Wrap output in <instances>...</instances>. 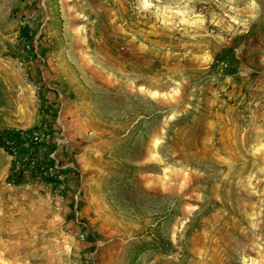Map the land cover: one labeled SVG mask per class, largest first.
<instances>
[{
	"label": "rangeland",
	"instance_id": "rangeland-1",
	"mask_svg": "<svg viewBox=\"0 0 264 264\" xmlns=\"http://www.w3.org/2000/svg\"><path fill=\"white\" fill-rule=\"evenodd\" d=\"M44 101L72 172L0 148V264H264V0H0V134Z\"/></svg>",
	"mask_w": 264,
	"mask_h": 264
},
{
	"label": "trees",
	"instance_id": "trees-1",
	"mask_svg": "<svg viewBox=\"0 0 264 264\" xmlns=\"http://www.w3.org/2000/svg\"><path fill=\"white\" fill-rule=\"evenodd\" d=\"M31 39H32V36H31V31L29 27L24 26L20 31L19 45H21L23 48L29 49V44L31 43ZM221 55L222 56H220V61L226 63V66H228V68L238 62L235 56L234 50L231 48L224 49ZM44 103L47 105L45 106L46 110L43 111L45 114V121L42 124L43 126L40 129L28 130L25 132L14 131V130L4 131L3 133L0 134V148L10 153L9 147L7 146L6 142L9 140L13 141L15 145L17 146V154L21 156V155L27 154L29 152V148L31 147V146L26 147L24 145L25 141H24L22 134L31 135L35 131H43L46 135H49L51 133L52 127H51L50 122H52L56 117V114H57L56 107L57 106H56V103H51V102L48 103L46 101H44ZM44 127H45V130H43ZM40 148L42 149L40 150ZM31 149H32L33 155L38 158L40 165L51 166L54 164L55 161L49 157V154L53 152V150L55 149V142L53 141V139H51L50 135H49V139L47 142H43L39 145H33ZM40 165L35 166L33 169L29 171V173H27L28 175H25L24 170L16 169L15 163L13 161L12 169L7 176V182L13 185H19V184L26 182L28 179H36V180H40L44 183H48L53 186H58V185L60 186L61 183H63V182L57 181L56 179L46 174L41 169ZM61 172L63 173L64 180H65L67 177V174L72 171L71 169H62ZM90 240H92L91 236H90Z\"/></svg>",
	"mask_w": 264,
	"mask_h": 264
},
{
	"label": "built area",
	"instance_id": "built-area-1",
	"mask_svg": "<svg viewBox=\"0 0 264 264\" xmlns=\"http://www.w3.org/2000/svg\"><path fill=\"white\" fill-rule=\"evenodd\" d=\"M45 126V125H44ZM45 130V127L44 129ZM24 138V145L26 147H32L33 145H39L43 142H47L49 139V135H46L43 131H35L31 135L22 134ZM7 146L9 147L10 155L15 163L16 169L24 170V173L27 174L31 169L35 166L40 165L38 158L33 155L31 147L29 148V152L27 154L19 156L17 154V146L13 141H7ZM49 157L52 158L53 154H49ZM41 169L51 176L52 178L56 179L57 181L63 182L64 175L61 172L63 167L59 165V163L54 162L51 166H44L40 165Z\"/></svg>",
	"mask_w": 264,
	"mask_h": 264
},
{
	"label": "crops",
	"instance_id": "crops-1",
	"mask_svg": "<svg viewBox=\"0 0 264 264\" xmlns=\"http://www.w3.org/2000/svg\"><path fill=\"white\" fill-rule=\"evenodd\" d=\"M55 161H57V159H55Z\"/></svg>",
	"mask_w": 264,
	"mask_h": 264
}]
</instances>
